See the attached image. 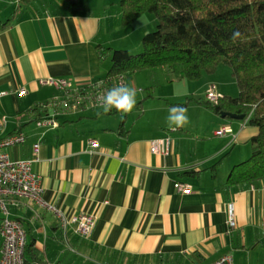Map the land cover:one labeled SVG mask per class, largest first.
Masks as SVG:
<instances>
[{"label":"crops","instance_id":"1","mask_svg":"<svg viewBox=\"0 0 264 264\" xmlns=\"http://www.w3.org/2000/svg\"><path fill=\"white\" fill-rule=\"evenodd\" d=\"M50 3L59 9L46 7L45 0H0V22L11 19L0 31V116L8 119L0 139L18 131L27 137L0 150L22 160L40 143L34 170L42 175L45 201L67 217L91 214L96 225L89 237L71 227L64 233L52 211L32 199H17L9 206L28 234L26 258L35 264H135L182 255L211 264L249 233L264 242V182L226 184L234 166L248 159L259 133L248 118L224 117L193 104L194 93L138 94L124 124L118 113L98 117L99 109L42 107L61 93L42 85V78L86 84L110 70L98 50L111 41L103 39L109 0H80L82 8L72 12L56 0ZM186 101L187 112L203 109L199 112L211 120L199 124L200 114L183 128H170L169 108ZM48 118L55 124L39 123ZM227 125L232 131L218 135ZM90 138L100 141L98 150L91 151ZM190 170L201 174L185 176ZM176 181L192 190L179 192ZM1 245L0 235V260Z\"/></svg>","mask_w":264,"mask_h":264},{"label":"trees","instance_id":"2","mask_svg":"<svg viewBox=\"0 0 264 264\" xmlns=\"http://www.w3.org/2000/svg\"><path fill=\"white\" fill-rule=\"evenodd\" d=\"M56 1L69 12L82 8L80 0ZM149 12L157 16L158 25L156 30L145 34L142 53L135 55L127 49L98 46L102 57L112 58L107 76L127 77L139 70L164 67L177 78L196 80L205 73H216L224 64L229 65L239 94L225 95L217 104L207 99L196 101L218 114L223 111L245 114L249 123L259 128L252 139V155L234 166L227 186L264 182V0H121V20L125 25ZM10 22L11 19L0 22V31ZM236 30L240 31L241 39L233 43L231 35ZM188 103L174 105L185 107ZM198 174L201 171L184 173ZM26 264L35 263L26 258Z\"/></svg>","mask_w":264,"mask_h":264},{"label":"built area","instance_id":"3","mask_svg":"<svg viewBox=\"0 0 264 264\" xmlns=\"http://www.w3.org/2000/svg\"><path fill=\"white\" fill-rule=\"evenodd\" d=\"M100 81L104 83L98 87ZM40 83L61 92L60 96L55 97L52 102L44 104L42 107L46 109L49 105H54L68 112H80L98 109L96 107V97L114 85L126 84V77L106 76L91 83L78 84L70 78L49 76L42 78ZM20 93L27 94V89L22 88ZM205 97L211 103L217 104L224 95L218 90L216 84L212 83L205 93ZM7 122L8 119L5 115L0 116V134L6 128ZM39 123L55 124V120L48 118ZM231 131V127L227 125L219 129L217 134L223 135ZM26 139V134L23 131L11 133L0 139V149L23 144ZM88 142L92 152L101 147L97 138H90ZM155 149L158 151L160 145L156 144ZM39 152L40 143H36L33 147V154L29 158L13 160L8 152L0 150V208L4 213L0 224V235L2 237L0 264H26L28 234L23 222L18 218H12L9 209V204L17 201V199H32L52 211L58 218L64 233L71 227L81 237H89L96 225V218L91 214L67 217L58 206L45 201L42 175L34 170V163L39 160ZM175 187L182 193L192 190V186L184 181H176ZM229 223L233 227L236 225L233 215L230 216ZM211 264H235V262L232 255L226 254Z\"/></svg>","mask_w":264,"mask_h":264},{"label":"rangeland","instance_id":"4","mask_svg":"<svg viewBox=\"0 0 264 264\" xmlns=\"http://www.w3.org/2000/svg\"><path fill=\"white\" fill-rule=\"evenodd\" d=\"M45 1V6L48 5L46 7L59 9L57 5L51 3L48 4L49 1L54 2V0ZM109 3L111 5L108 7V11L111 16L104 20L103 25V39L111 40L109 43H106L107 47L113 49H127L135 55L142 53L144 51V36L145 34L156 30L158 25L157 16L154 13H145L136 22L125 25L121 20V0H109ZM85 9L90 11L93 10L90 7H85ZM104 11L105 10L102 8V13ZM105 63L106 65L110 64V69L112 66L111 56L106 57ZM126 79L127 85L134 86L137 89V95L143 94L147 96L148 93H194L193 96L189 98H193V100H191L193 104H201L196 101L197 99H206L204 93L207 92L212 83L216 84L220 90L230 96H237L239 94V87L232 74V69L226 64L222 65L216 73H205L203 77L196 80L177 78L169 73L164 67L139 70L133 74L127 75ZM200 110L202 111L203 109H188V118L190 117L192 120L201 114L203 119H201L199 124L211 120V117H209L207 113L199 112ZM252 152L253 147L250 146L248 158H250ZM9 209L11 210V214H13V207L9 206ZM2 216H4V213L0 208V217ZM241 236L243 235L241 234ZM257 237V233H249V238L247 240H244V236L241 238L240 242L237 240V244L229 250V253H227L233 256L235 264H264V242ZM135 264H198V262H195L190 257L179 255L169 257L156 256L147 259H139ZM202 264L206 263L203 262Z\"/></svg>","mask_w":264,"mask_h":264},{"label":"clouds","instance_id":"5","mask_svg":"<svg viewBox=\"0 0 264 264\" xmlns=\"http://www.w3.org/2000/svg\"><path fill=\"white\" fill-rule=\"evenodd\" d=\"M231 39L233 43L239 41L241 39L240 31H234L231 35ZM103 83V81H100L98 87L102 86ZM136 97L137 89L134 86L124 83L114 85L96 97V107L99 109L96 115L100 117L115 111L123 120L130 115L136 107ZM166 120L168 126L174 130L183 128L189 123L187 110L179 105L170 107Z\"/></svg>","mask_w":264,"mask_h":264},{"label":"water","instance_id":"6","mask_svg":"<svg viewBox=\"0 0 264 264\" xmlns=\"http://www.w3.org/2000/svg\"><path fill=\"white\" fill-rule=\"evenodd\" d=\"M222 115L224 117L229 116V117L235 118V119H245L246 118L245 114H238V113L225 112V111L222 112Z\"/></svg>","mask_w":264,"mask_h":264}]
</instances>
